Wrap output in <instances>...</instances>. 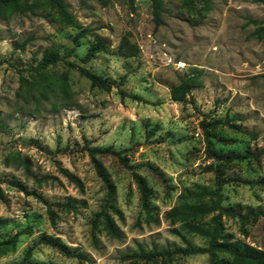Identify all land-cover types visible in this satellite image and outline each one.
<instances>
[{
	"label": "rangeland",
	"instance_id": "1",
	"mask_svg": "<svg viewBox=\"0 0 264 264\" xmlns=\"http://www.w3.org/2000/svg\"><path fill=\"white\" fill-rule=\"evenodd\" d=\"M162 3L159 25L151 0H63L73 26L44 0L0 7V244L16 236L13 247L0 245V264L29 248L31 263L210 264L185 252L205 241L184 240L165 218L196 185L218 191L224 206L264 213V0ZM95 44L105 48L89 57ZM50 53L58 61L39 69ZM190 79L189 93L173 95ZM207 139L214 150L258 157L217 161ZM135 174L151 191V216ZM105 209L119 237L97 217ZM223 225L233 241L264 250L263 216L244 224L224 216Z\"/></svg>",
	"mask_w": 264,
	"mask_h": 264
},
{
	"label": "trees",
	"instance_id": "2",
	"mask_svg": "<svg viewBox=\"0 0 264 264\" xmlns=\"http://www.w3.org/2000/svg\"><path fill=\"white\" fill-rule=\"evenodd\" d=\"M21 0H0V7L17 4ZM46 1L57 13L62 22L69 26L74 25L73 17L67 11L66 6L63 4V0H44ZM153 6V16L156 25L162 22L161 12H162V0H151ZM202 1L205 4H210L211 0H191ZM105 47L104 45L95 44L88 50V56L92 57ZM58 61V57L55 53L46 54L42 63L39 65V69H46L49 65L55 64ZM82 75L86 76L94 86L109 90L110 81L100 75L89 72L86 69H80ZM193 79L185 81L178 87L172 88L173 95L180 90L184 93H189L190 89L193 87ZM208 142V152L210 157L215 158L217 161H222L224 163H231L234 161H243L249 158H257L258 156L251 153L249 150H244L242 152L236 150H226L217 151L210 147L211 142ZM90 157L92 163L98 176L101 178L105 186L107 187L109 193V201H107V208L112 209V181L110 176L101 164V162L96 158V154L101 152L100 149L94 148L90 149ZM120 161L126 165L125 158L121 157L119 154ZM218 173V169L216 170ZM137 182L140 195L141 204L143 208L147 211V215L151 216L149 211L151 210L150 204V194L151 191L146 185V182L139 177L134 175ZM98 213L97 217H103L105 220V225L108 233L112 237H119L118 229L115 225L113 219L107 213V210ZM227 216L229 218L239 219L243 224L249 221L252 217L256 221L260 216L264 217V213L260 210L248 209L243 213L240 206H224L221 203V195L218 191L213 190L209 187L196 185L193 189H187L178 200V204L172 209L165 213V218L170 222L171 225H178V229L174 232L184 240L188 237L198 236L205 241L204 248L198 249H187L185 252L188 254H206L209 256L210 264H264V250L254 247L250 244H241L237 241H233L232 236L225 232L223 225V217ZM209 219V220H208ZM16 243V236L10 240H4L0 245L2 246H14ZM44 244L51 247L57 248L60 252L66 255H70L71 252L66 249V247L61 243L60 239L45 237ZM31 248H29L25 253L21 261L16 264H43V263H31L29 261L31 256ZM224 254L229 258L218 260V255ZM155 255L166 256L170 255L169 251L161 253H143L137 255L138 258L144 260H155ZM78 258L84 259L83 255H77Z\"/></svg>",
	"mask_w": 264,
	"mask_h": 264
}]
</instances>
